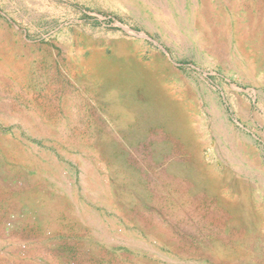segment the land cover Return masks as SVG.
I'll list each match as a JSON object with an SVG mask.
<instances>
[{
  "label": "rangeland",
  "instance_id": "1",
  "mask_svg": "<svg viewBox=\"0 0 264 264\" xmlns=\"http://www.w3.org/2000/svg\"><path fill=\"white\" fill-rule=\"evenodd\" d=\"M0 264H264V0H0Z\"/></svg>",
  "mask_w": 264,
  "mask_h": 264
},
{
  "label": "built area",
  "instance_id": "2",
  "mask_svg": "<svg viewBox=\"0 0 264 264\" xmlns=\"http://www.w3.org/2000/svg\"><path fill=\"white\" fill-rule=\"evenodd\" d=\"M7 225H11V222H10V221H8V222H7Z\"/></svg>",
  "mask_w": 264,
  "mask_h": 264
},
{
  "label": "bare ground",
  "instance_id": "3",
  "mask_svg": "<svg viewBox=\"0 0 264 264\" xmlns=\"http://www.w3.org/2000/svg\"><path fill=\"white\" fill-rule=\"evenodd\" d=\"M113 49V48H112ZM114 52V50H112Z\"/></svg>",
  "mask_w": 264,
  "mask_h": 264
}]
</instances>
